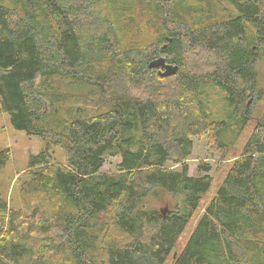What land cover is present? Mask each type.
Returning <instances> with one entry per match:
<instances>
[{"label":"trees","instance_id":"obj_1","mask_svg":"<svg viewBox=\"0 0 264 264\" xmlns=\"http://www.w3.org/2000/svg\"><path fill=\"white\" fill-rule=\"evenodd\" d=\"M161 56L173 75L148 67ZM260 74L264 0H0V114L49 140L16 186L32 217L0 192V264H264ZM211 87L226 119L204 101ZM253 118L175 252L213 182L209 163L189 174L194 139L231 158ZM10 158L0 148V173Z\"/></svg>","mask_w":264,"mask_h":264},{"label":"rangeland","instance_id":"obj_2","mask_svg":"<svg viewBox=\"0 0 264 264\" xmlns=\"http://www.w3.org/2000/svg\"><path fill=\"white\" fill-rule=\"evenodd\" d=\"M188 2L196 3V0H188ZM256 66H262V62L257 61ZM206 71L207 69L203 70V72ZM261 72H263V70ZM259 79L261 81L262 86L264 87V74H260ZM205 95L207 97L204 99V101L211 109V112L221 119H226V115L229 114L230 110L228 109L226 104H224L223 94L220 93L216 87H211L205 89ZM260 104L264 105V103ZM255 121V118L250 119L240 136L236 139L235 144L229 153V157L231 158H220L219 154L211 149V146L208 144L205 136L199 139H194L193 151L191 155L185 160L189 168V174L196 173V167L199 161L209 163L212 167L210 174L213 177V182L209 192L203 198L202 202L200 203V206L195 211L190 222L187 224L186 228L180 235L176 243V247L174 250L175 252H178L185 244L194 227L197 218L203 212L205 205L207 204L209 199L214 195L217 186L226 174L228 166L233 159L232 156H235L240 152L243 144L251 134ZM47 142H49V140L36 136H28L23 131L16 130L10 125L8 117L5 114H0V148L8 147L11 151V158L7 164L6 169L4 170L5 172L3 171V174L0 173V192L1 195L6 197L11 206L15 208H20L22 210L21 213H24L25 216H28V218L32 217L34 209L32 206H30V208L28 209L25 207L26 198L24 199L20 197L17 192L16 186L17 182H20L18 181L20 176L25 171L29 154L36 153L38 150L43 148ZM164 144L166 147L170 148V156L168 163L174 168L178 167L177 163L179 161L182 162V159L177 146L168 140H165ZM52 151L56 161L64 162L65 152L61 145L54 146ZM116 162L117 159L115 157H106L105 163L103 165V170H114ZM28 201L30 202V200ZM157 206L161 207V205L159 204Z\"/></svg>","mask_w":264,"mask_h":264},{"label":"water","instance_id":"obj_3","mask_svg":"<svg viewBox=\"0 0 264 264\" xmlns=\"http://www.w3.org/2000/svg\"><path fill=\"white\" fill-rule=\"evenodd\" d=\"M148 67L157 69V72L161 77L173 75L178 68L177 65L167 63L166 59L162 56L151 60Z\"/></svg>","mask_w":264,"mask_h":264}]
</instances>
